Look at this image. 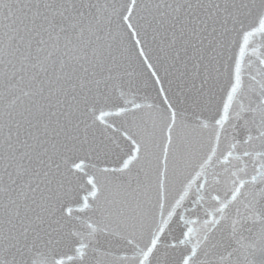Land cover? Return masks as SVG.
<instances>
[{"label":"snow or ice","instance_id":"6c2138e0","mask_svg":"<svg viewBox=\"0 0 264 264\" xmlns=\"http://www.w3.org/2000/svg\"><path fill=\"white\" fill-rule=\"evenodd\" d=\"M0 264H264V0H0Z\"/></svg>","mask_w":264,"mask_h":264}]
</instances>
